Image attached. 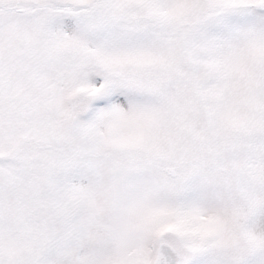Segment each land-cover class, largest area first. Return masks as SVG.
I'll return each instance as SVG.
<instances>
[{"label": "snow or ice", "instance_id": "snow-or-ice-1", "mask_svg": "<svg viewBox=\"0 0 264 264\" xmlns=\"http://www.w3.org/2000/svg\"><path fill=\"white\" fill-rule=\"evenodd\" d=\"M0 264H264V0H0Z\"/></svg>", "mask_w": 264, "mask_h": 264}]
</instances>
